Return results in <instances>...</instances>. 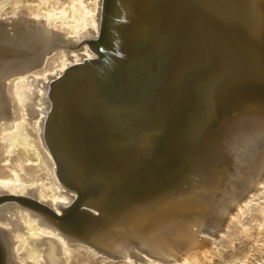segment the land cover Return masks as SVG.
<instances>
[{
    "label": "bare ground",
    "instance_id": "1",
    "mask_svg": "<svg viewBox=\"0 0 264 264\" xmlns=\"http://www.w3.org/2000/svg\"><path fill=\"white\" fill-rule=\"evenodd\" d=\"M5 14L0 264H264V0Z\"/></svg>",
    "mask_w": 264,
    "mask_h": 264
},
{
    "label": "rangeland",
    "instance_id": "2",
    "mask_svg": "<svg viewBox=\"0 0 264 264\" xmlns=\"http://www.w3.org/2000/svg\"><path fill=\"white\" fill-rule=\"evenodd\" d=\"M6 15H7V17H9V18H6V17H5ZM10 15L13 16L12 18H14V17L16 18V16H17V15L15 16V15H13V14H10ZM10 15H9V14H5L4 17H2V18H1V16H3V15H0V22H7V23L9 24V25L7 26L8 29H12V25L10 24V23H12V19H11V16H10ZM6 19H7V20H6ZM2 20H3V21H2ZM0 41H1V39H0ZM80 46H81V45H79L78 47H80ZM0 50L2 51V41L0 42ZM1 51H0V52H1ZM0 57H2V58H0V64H1V67H0V70H1V71H0V79H1V78H4L5 75H7L8 73H10V72L12 71L13 67L15 68L16 64L13 63V62H10V61H12V60H10L9 58L7 59V58L5 57V55H4V51H2V53H0ZM2 60H4V61H2ZM6 60H7V62H5ZM1 62H2V63H1ZM7 63H9V64H7ZM12 64H13V65H12ZM14 64H15V65H14ZM29 64H30V63H29ZM6 65H7V66H6ZM11 65H12V66H11ZM10 66H11L12 68H11ZM5 67H6V68H5ZM7 68H8V69H7ZM6 70H8V71H6ZM1 73H2V74H1ZM4 80H5V79H4ZM4 80H3V81H4ZM233 195H234V194H233ZM238 195H239V194H235L234 196L237 198ZM234 196H230V197L233 198V199H230V197H229V198L226 199V200H228V201L224 200V202H225L224 205H225V204H228L229 206L227 205V207H224V205H223V203H222L221 208H220L221 211L219 210L220 213L218 212V215H216L217 217H215V218H217V219L219 218V219H218L219 221H218V220H215V221H218V223H220V221L222 220L223 224H224V222L227 223V222L229 221V219H227V218H229L230 215H232V213L234 214L233 211L235 210V213L237 212V207H236V205H234V203H235L236 200H238V199L235 200V197H234ZM230 200H231V202H230L231 205L233 204L232 206L230 205V203H228ZM224 208H226V209H230V208H231V210H230V211L228 210V211H229V212H228V211L224 210ZM222 211H223L224 213H226V215L223 214V215L221 216ZM219 215H220V216H219ZM224 215H225V216H224ZM223 216H224V217H223ZM227 216H228V217H227ZM221 217H223V219L220 220ZM224 218H225V219H224ZM216 223H217V222H216ZM216 223L213 222V225L211 226V228L214 226V227H213V230H216V228L218 229V225H219V224H218V223L216 224ZM195 226H196V225H194L193 228H195V229H197V230H200L199 228H197V226H196V227H195ZM215 227H216V228H215ZM214 228H215V229H214ZM199 232H200V233H199ZM201 232H202V233H201ZM205 232H206V231H205ZM205 232L202 231V230L198 231V237L201 238V237H206V236H207L206 238H209V237L211 236L212 238L210 237V238H211L210 240H213V239H214L213 237H214L215 235L212 236L210 233L207 234V233H205ZM200 234H201V235H200ZM202 234H203V235H202ZM219 234H221L220 231L216 234V236H217L218 239H220V238H219V237H220ZM236 246H237V245H236ZM228 249H230V250H228ZM227 250H228V251H227ZM225 251H226V253H229V254H230L231 251H233V249L231 248V246H229V248L227 247V248L223 251V255H224V257H222V258H218L219 260L222 259L223 261H225V260L227 259L228 254H227V255H226V253L224 254ZM229 251H230V252H229ZM137 252H138V251H137ZM139 252H143V251H139ZM139 252H138V255H139V256H138L137 258L134 257V259H135L136 261H138L137 263H139V264H143L144 262H145L144 264H156V263H157L156 259L154 260V258H155L154 255H153L154 258L152 257V254H153V253H150V252H148V251H147V252L144 251L145 255H146V253H147V255H146L145 258H144V253H143V254H142V253L139 254ZM140 255H141L142 257H141ZM148 256H151L152 258H151V257H148ZM138 258H139V259H138ZM140 258H142V259L144 258V259H143V260L141 259V260H142V261H141ZM145 259H147V261H146ZM149 259H151V260H149ZM135 260H134V261H135ZM222 260H220V261H222ZM113 261H114V262H122V261H123V258H122V257H120V258L117 257V258H115ZM155 261H156V262H155ZM140 262H141V263H140ZM149 262H151V263H149ZM154 262H155V263H154ZM137 263L134 262V264H137ZM243 264H249V261H247V262L245 261Z\"/></svg>",
    "mask_w": 264,
    "mask_h": 264
}]
</instances>
